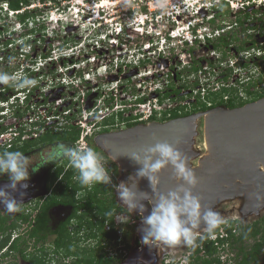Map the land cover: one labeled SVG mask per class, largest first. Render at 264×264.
Masks as SVG:
<instances>
[{
  "label": "built area",
  "instance_id": "obj_1",
  "mask_svg": "<svg viewBox=\"0 0 264 264\" xmlns=\"http://www.w3.org/2000/svg\"><path fill=\"white\" fill-rule=\"evenodd\" d=\"M77 1H64L62 7L60 6L61 4L53 6L52 1H37L30 6H24L19 11H12L7 4L4 7L3 12L8 13V18H6V25L0 22V32H2L0 34V43L2 41L5 44H0V47H3L5 50L14 49L19 51L20 54L17 55L15 64H9L10 67L19 66V70H15L14 72L21 71L38 81L36 86L39 87V90L35 91V103L31 104L32 110L37 107L40 110L43 109V118L47 122L52 121L55 116H51L48 110H50V107L53 108V104L57 105L59 100H56L55 103L49 102V99L53 97H49L45 93L52 90L45 91V86L51 84L54 89L69 86L75 89L74 91H77V95H74L70 99L71 102L68 105L62 104L63 100L60 98L62 102L61 108L74 105L73 110H68L66 113L74 110L78 112L76 125H79L82 131L80 139L77 141L79 145L77 148H87L89 145L88 138L95 133L97 128H101L97 127V124L107 116L123 113L126 118H133L131 120L132 123L150 122L154 116L162 118L166 112L172 111L180 105H187V103L183 102L184 99L182 100V98L179 99L173 95L166 98L164 95L168 92L172 94L170 87L172 86L173 78L177 80V73H181L180 67H182V64L180 62L183 61V65L190 64V54H177L174 52L186 45L188 46V44L194 45L198 38H205V29L200 28L197 32L195 31L197 29V21L185 22L180 19L184 18L181 12L177 14L178 11L165 12L160 7L158 9L153 8L154 4H161L164 0H159L158 2L146 0L145 6L148 8V12L128 19L127 23L117 22V18L110 14L103 17L101 10H104V8L100 9L98 5L93 7L91 4H85L84 0H80V3H76ZM126 1L128 3L136 1L144 3V0ZM173 1L174 3L184 2L191 5L193 2V0H186V2L180 0ZM200 1L202 0H197V2ZM226 1L231 4V9L235 12L238 7L234 1ZM89 5L92 6L90 9L93 10L94 14L90 18H85L84 16L87 14V11L90 10ZM204 5L200 6L194 15L200 13L202 9L208 8V4ZM48 7L55 8V10L51 11L50 16L46 19L43 15L45 13L43 10ZM68 7L70 11L69 19L71 21H67L68 19L64 17L62 18L63 15L59 12V10L63 12ZM27 9L42 11L41 16L37 19L38 23L33 24V22H30L28 28L16 19L17 15L24 13ZM156 12H161V14L154 17L153 15ZM61 19L66 24L73 23L72 27L74 29L80 28L79 32L71 34L67 29H58ZM93 19L103 20V22L99 21V23L95 24ZM46 21L50 22L51 28H45L44 24ZM172 26L175 27L172 28ZM76 33L78 40H75L77 42L71 46L68 41L72 40L69 37ZM252 51L255 52L256 50ZM176 55H180V60L176 62L177 66L172 71H166L168 72L166 76L170 77L171 81L165 80L168 83L167 87H165L159 83L160 78L157 75L159 71L155 68L158 66H168L171 68L173 65L170 66V64L174 62L172 58ZM224 68V66L210 67L206 64V66L200 67L198 72H194L193 77L196 80L193 83L188 75L185 78L186 81L190 80L193 85L192 87L180 88L183 84L177 81L175 86L180 88L183 95H192L193 99L200 96L204 100L207 98L209 91L216 92L223 87H236V79L239 78L235 73V71L237 72V67H230L234 69V72L227 83L219 81L217 77L222 75V73H228V70L225 71ZM131 69L137 72L135 79L139 80L137 87L132 89L133 91L129 89L128 85L122 86L124 85V73H127ZM203 74H208V76H205L203 80H199L198 76L201 77ZM110 77L114 78V82L108 84L116 86H112L107 90H104L106 86H103L100 91L98 88L97 97L92 98L94 102L92 107L89 108L91 104L88 98L93 96L96 89L91 88L87 92H84L85 84L90 85L95 81L109 80ZM231 78L233 81H231ZM210 83L216 84L213 89H210ZM27 96L28 93L23 95L22 99L27 100ZM14 98L16 96L12 97L13 100ZM228 99L229 96L224 97V100ZM46 100L47 103L42 106L44 108L37 105L38 102H45ZM102 104H108V107L100 109ZM211 105L212 103L208 102V106ZM59 106L60 104L54 105V109H59ZM93 116H97L96 121L93 119ZM26 118L28 119L26 120ZM26 118L24 120L29 123L35 120L31 114H28ZM128 124V121H123L117 123L116 127H127ZM105 167H107L106 162ZM230 225L227 221L225 225L217 230L215 239L206 238L213 242L220 251L221 249L228 250L229 244L222 246L220 241L229 237L227 228ZM124 253L125 255L127 254L126 251ZM223 260H226V258Z\"/></svg>",
  "mask_w": 264,
  "mask_h": 264
},
{
  "label": "clouds",
  "instance_id": "obj_2",
  "mask_svg": "<svg viewBox=\"0 0 264 264\" xmlns=\"http://www.w3.org/2000/svg\"><path fill=\"white\" fill-rule=\"evenodd\" d=\"M33 1L48 2L52 0ZM6 4L10 7L9 3L0 0V22L2 21V17L8 18V13L3 12ZM25 6L30 5L27 4ZM157 6L166 10V5L163 3L158 4ZM10 9L12 11L21 10H13L11 7ZM104 10H101V15L103 17L105 16ZM27 12L34 14V16H32V18H28L25 21H21L19 16L24 15ZM41 14L42 13L39 11L36 13L35 10H26L24 13L17 15L16 19L23 23L26 28H28L30 22H33V24L38 23L37 19L38 16H41ZM93 14V10L90 9L87 11V14L84 17L90 18L93 16ZM93 20L95 24L99 23V21L103 22V20ZM63 22L64 21L61 19L60 23L62 24ZM66 25L68 28H71L73 23H68ZM1 33L2 32H0V34ZM15 60V57H10L8 62L10 65H13L15 64ZM37 83L38 81L36 79L25 75L21 71L14 72L11 70L7 72L0 70V92L2 90L4 92V87L6 86L16 88V91L12 93L11 96L7 95L10 96L7 101L0 99V105L2 104L0 106V113H3L1 114L2 116L0 117V120L10 117L12 109L14 107L18 109L22 104H25V107H28V113L33 117V115L36 113L31 109L30 101L35 95L31 97V100L28 104L27 100H22L21 97L27 93L30 95L29 90L36 88L35 91H38L39 87L36 86ZM35 91L34 94L36 93ZM14 96H16V98L13 100L12 97ZM56 100L51 101L55 103ZM46 103L47 100L45 102H38L37 105L41 108H44L42 106ZM54 105L55 104H53V108L50 107V110H48L51 116H55L52 121L47 122V120L44 119V121L39 123L43 116L41 113H38L39 111H37L38 120H34L33 122L29 123L32 125L31 127H34L37 131H40L42 127L51 126L53 123H56V126L58 127L62 125L60 122L66 121L68 129H70V127H75L82 131L81 127L76 125L78 112L71 111L70 113H66L68 110H73V104L62 108L61 111L59 109H54ZM91 107L92 105L89 106V108ZM37 109H39V107H37ZM119 114L107 116L102 121H100L97 124L99 127H101L100 131L102 132L103 122L106 119L115 115L116 120H118ZM96 118L97 116L93 117L95 121ZM125 120H122L121 122ZM151 122L153 121L137 123L148 124ZM36 123L38 124L36 125ZM114 127H116V125H114ZM110 131H112V129ZM9 134V127L3 133H0V147H7L10 140V137L8 136ZM94 134L88 138L89 148H77V141L75 142V147L63 143L57 144L52 147L44 157H42L41 163L39 164H34L32 162V158L26 156L21 151L0 152V176L6 175L9 180V183L4 186H0V204L3 205L4 211L7 213H15L20 211L21 205L23 204L12 194L18 193L19 196L23 198L26 195L25 190L29 188L28 181L30 180V170L31 172H37L42 166L48 163H56L61 160H67L69 165L78 174L76 178L82 186L91 187L95 184L113 185L112 177L109 175L108 169L105 167L104 157L97 153V151L91 146L90 142ZM154 139L156 138L154 137ZM121 156H126L136 165L141 166L136 171L135 176H129L127 182H121L120 184L113 186L115 187L114 195L116 196L118 204L127 210V212H123V214L132 216L131 214L137 211L141 214L142 223L144 225L142 228V239L144 244L148 245L149 247L166 246L168 248H175L177 245L183 244L186 247L194 249L198 246V241H209L207 240L208 238L215 239L217 230L225 225L227 221L221 216L219 212L214 209V207H205L201 201V198L194 194V190L198 188L199 180L196 172L189 166L190 157L186 153L182 152L177 146H174L173 144L161 142L156 139V142L153 146L141 149L140 151H133L123 154ZM111 160L115 162L113 159ZM169 167H171L173 170L175 180L180 181L181 183L175 190H169L168 192L164 193L161 192L159 188L161 182L160 177L162 173ZM143 178H147L149 181L151 194L138 190V181L139 179ZM254 196L257 201H264V196L260 195L259 193L254 194ZM143 201H147L148 204L151 205V212L147 216L143 215L147 211ZM138 228L139 227H137V230ZM107 230H110V225H107ZM30 231L31 230H29V227H22L21 229L18 227L15 231H11L10 236L7 234L0 237V247L4 240H6L8 237L10 238L9 242L4 247L0 248V259L2 258L3 262L8 256L12 257L11 255L14 251L12 250L11 246L15 243V241L23 237L29 238L27 233ZM32 240L30 241L35 244V241ZM137 240V247L138 249H141L139 237ZM27 245L29 246L28 242ZM28 249L29 247L27 248V251ZM99 249L103 251V253L106 252L110 257L120 258L121 261L119 263L124 262L130 256L128 255V250L130 248L126 243V238L120 233L118 240L113 241L110 246L106 245L105 243L103 245V250L100 247ZM124 251H126V255ZM7 254L8 256H6ZM229 257H226V260ZM75 259H77V257ZM73 260L70 259V261L67 262H71ZM46 261V264H51L48 259H46ZM7 263L10 264V262ZM27 264H30V262Z\"/></svg>",
  "mask_w": 264,
  "mask_h": 264
},
{
  "label": "flooded vegetation",
  "instance_id": "obj_3",
  "mask_svg": "<svg viewBox=\"0 0 264 264\" xmlns=\"http://www.w3.org/2000/svg\"><path fill=\"white\" fill-rule=\"evenodd\" d=\"M233 1L235 3V0ZM255 1L239 0L237 1V7L239 9L233 12L229 2L226 0H218L214 1V5L212 7L202 9L197 15H186L183 19L180 18L185 22L193 20L197 21V29H195L196 32L200 28L205 29V38H198L194 45L191 46L188 44V46L186 45L180 50L174 52L177 54H190V64L183 65V61H181L180 64L185 67L188 66L187 68L189 69L193 66L202 67L205 64H208L210 67L226 66L229 67V69H232L230 68L231 66H251V50L263 49L264 52V41H259L262 37L264 39V5H262V7H257L253 5ZM142 4L143 3L140 1L136 3H128L129 8H124L125 13L121 11L122 15H118L117 17L115 16V18H119L117 19L118 21H116L127 23L128 19L135 18L139 15V13L148 12V8ZM159 14H161V12H156L153 16L155 17ZM174 27L172 26V28ZM207 50L210 51L212 57H207L205 55ZM175 58L180 60V55L173 56L172 59L174 60ZM176 62L177 61H174L173 64H170V66L173 65L171 67L172 70L175 67L174 64H176ZM227 76V80H224ZM230 76L231 75L229 73L225 72L219 77V81L227 83ZM183 77L184 76H182V79L175 80V82L177 81L178 83H181V81L185 80ZM189 83L192 85L190 81H188V84ZM180 88H182V86H180ZM180 88H171L170 90L173 96H177L176 98L179 99L184 97L185 99L183 102L190 105L188 108L181 110V113H183L192 109L191 104L195 103L197 98L193 99L192 95L189 94H176V90H180ZM257 90L260 93L264 92V88H257ZM247 95L249 96V94ZM237 96L238 94H236V97ZM230 98L231 97L229 96V99ZM246 103H251V95L250 98L247 99ZM16 110L17 109L15 107L12 109L10 117L13 116V118H18ZM163 118L164 117L158 121L165 122L163 121ZM22 119L23 118H18L20 122L9 127L10 134L8 136L10 137V140L7 145V149L9 151L23 150V153L26 156H32L35 154H40V156H42L44 151L51 149L57 144L63 143L75 147V142L65 138L67 137L66 133L70 132L71 129H68L67 127L58 128L56 125H51L42 127L40 131H37L34 127H31L32 125H30L29 122L24 119L22 121ZM52 134L55 137L60 138L54 141H48V136H51ZM97 153H99L98 148ZM103 157L106 162V168L108 169L109 175L112 177L114 172L112 171L111 163L114 162L107 155H103ZM41 160L42 158L35 164L41 163ZM114 164L117 165L116 163ZM77 175L78 174L69 165L67 160H61L56 163H48L42 166L37 172H31L30 170V180L28 181L29 188L25 190L26 195L21 198L18 193L12 194L23 205H21L22 207L18 216L13 218L8 217V225L10 226L13 225L14 222H19L20 224L18 223V227H21L22 225V227H29V230H32L31 228H35L38 225L37 216L40 215L42 211H47V216L49 218L48 226L53 229V231L61 229L62 226H67L74 230L75 227L79 226L80 222L77 217L85 215L86 211L81 208V205L84 204L83 201H85L88 193L87 191H91L95 186H82L76 178ZM118 179L119 175L117 176V182ZM7 183H9L7 176H0V186H4ZM27 211L31 212L30 214H27L31 215L30 221L21 223L22 221L20 217L23 214L26 215ZM1 217L3 216L0 215V218ZM98 219L99 217L94 219L95 223L99 222ZM80 234L83 236V233ZM54 236L56 237V234L49 237ZM28 243L30 247L32 242L29 240ZM34 246H36V244H34ZM13 256L15 261H11L10 264H27L31 259L30 255L23 258L20 255V252L17 251L13 252Z\"/></svg>",
  "mask_w": 264,
  "mask_h": 264
},
{
  "label": "rangeland",
  "instance_id": "obj_4",
  "mask_svg": "<svg viewBox=\"0 0 264 264\" xmlns=\"http://www.w3.org/2000/svg\"><path fill=\"white\" fill-rule=\"evenodd\" d=\"M64 1H70V0H60V1L53 2V6L61 4L60 6L62 7V3ZM79 1L80 0H78L76 3H80ZM102 1L103 0H84V3L85 4H91L94 7L95 5L99 6L100 4H102ZM111 1L114 2L113 6L104 7V9H105L104 10L105 11L104 14L105 15L106 14H110L111 16H114V17L116 16L117 17L118 15H122V12L125 13L124 8H129L128 2L126 0H111ZM154 1L158 2L159 0H154ZM160 1H162V0H160ZM180 1H185L186 2V0H180ZM214 1H216V0H202L200 2H197V0H193L192 5H191V4H187V3H184V2H182V3H174L173 0H171V1L170 0H165L166 10L164 9L163 11H173L174 10V11H178L177 14L181 12V14L183 16L193 15V14H196V12L199 9V7L204 5V4H208V6H207L208 8L212 7L214 5ZM237 1H239V0H235V5L236 6H237ZM254 1L255 0H253V2ZM136 2H138V1H136ZM34 3H36V2L32 1V2H30L29 5L34 4ZM144 3L142 5H146V0H144ZM157 4H159V3H157ZM91 5H90V8L92 7ZM253 5H255L257 7H262V5H264V0H256ZM23 6H25V5H23ZM76 6H78V4H76ZM69 7L67 9H64L65 12H64V10H63V12H61L59 10V12L63 15L62 18L64 17V18L68 19L67 21H71L69 19V16H70ZM73 7H74V5H73ZM153 8H154V6H153ZM30 9H27V10L28 11H33V10H30ZM154 9H158V7L157 8L155 7ZM237 9H239V8H237ZM53 10H55V8H50V7L46 8L45 10H43L45 12L43 14L44 17H46V19H48V16H50V12L53 11ZM95 10H96V8H95ZM38 11L39 10H35L36 13ZM40 13H42V11ZM139 14H141V13H139ZM38 18H39V16H38ZM117 19H119V18H117ZM1 23L6 25L7 20H6L5 17H2ZM49 23L50 22L46 21L45 28H51V25ZM58 29H63V30L67 29L68 32L71 33V34L75 33V32H79V30H80V28H77V29L75 28L74 29L73 27H71V28L66 27V22L65 21L62 24L60 23V26L58 27ZM77 37H78L77 33L73 34V35H71L69 37V39L72 40V41H68V42H70L71 46L75 45V43L77 42L75 40H78ZM259 41H264L263 37L260 38ZM0 44L2 45L4 43L1 41ZM1 49H3V50L1 51ZM0 51H1L0 52V59H1L0 60V70H2V71H7V69H8V71L19 70V66L10 67L8 61H9L10 57H15L16 58L17 55L20 54V52L14 50V49L13 50H11V49L5 50L3 47H0ZM205 55L207 57H212L211 56L212 54L210 53L209 50L206 51ZM173 61H177L178 62V58H175ZM174 66H177V65L174 64ZM203 66H206V64L203 65ZM178 67H179V63H178ZM187 67H183V66L180 67L181 74H182V76H184V78H187V75H188L190 77V80L193 83L194 80H196V78L193 77L194 71L193 72L191 70L189 71V68H187ZM244 67L243 66L242 67H237V69H236L237 72L235 71V73L237 74V76L239 78L236 79L237 83H236V87H234L233 95L238 94L237 98L241 99V101L246 102L247 99L250 98V96H248L246 94V90L247 89H250L249 91L253 92V91H256L257 88H260V89L264 88V52H263V49H260V50L256 49L255 52L251 50V66L246 67V68H244ZM155 69L157 71H159L158 74H157V75H159L158 78H160L159 83L163 84V86L167 87L168 83H166L165 80H169V81H171V80H170V77L168 78L166 76V74L168 73L166 71H168V70L172 71V68H169L168 66H164V67L163 66H158ZM224 69H225V71H227L229 68L225 66ZM100 70L102 71V69H100ZM218 72H219V70H218ZM136 74H137V72L135 70H132V69L128 70L127 73H124V75H123V77H124V81H123L124 85H122V86L124 87L125 85H128L130 90L134 89V87H137V84H138L139 80L135 79V75ZM205 76H208V74L207 75L203 74V75H201V77L198 76V78H199V80L200 79L203 80L205 78ZM220 76H222V75H219L217 77L219 78ZM113 79H114L113 77H110L109 80L104 79V81H101V82L100 81H95L93 84H90V85L89 84H85L84 92H87V90H90L91 88H95L96 89L95 93H93V96L88 98V100L90 101L89 103L91 105H93V102H94L92 100V98L93 97L94 98L97 97L98 88H99V91H100L103 88V86H106V89H104V90H107V89H109L112 86L113 87L116 86V85L108 84V83L114 82ZM260 79H262V83L258 87H256V88L255 87H252V88L250 87V85H249L250 82L255 84ZM231 81H233L232 78H231ZM214 85H216V84H211L210 83V86H211L210 89H213ZM52 86L53 85H51V84L45 86V91L46 90H52V91H47L45 94L47 96H49V97H53V98L49 99V102L52 99L59 100V102H58V104H60L59 110L61 111V109H62L61 105L62 104H67L68 105L71 102L70 99L74 95L75 96L77 95V91H74L75 89H72V87H70V86L66 87V88H64V87L59 88L58 87L57 89L56 88L55 89L52 88ZM0 87H1V85H0ZM125 90H127V89H125ZM15 91H16V89L14 90V92ZM53 92H54V94H53ZM74 92H76V94H74ZM8 95L11 96L12 93H8ZM224 96H231V94L224 95ZM246 96H248V97H246ZM60 98L63 100V103L61 102ZM65 99H66V103H65ZM34 103H35V98L32 97V100L30 101V105L34 104ZM86 103H87V100H86ZM105 103H107V102H105ZM57 105L55 104V106H57ZM33 106H35V105H33ZM21 107H25V104H22L20 106V108ZM106 107H108V104H106V105L102 104L100 109H103V108L105 109ZM42 110L43 109L40 110V109H37V108L33 109V111L36 113V114L33 115V118L35 119V121L38 120L37 111H39L38 113L42 114ZM1 114H3V113H0V117L2 116ZM25 118L26 117H24L23 119H25ZM23 119H22V121H23ZM27 119L28 118H26V120ZM41 119L42 120L39 123L44 121L43 117ZM18 122H20V120H18V118H16V117L13 118V116L12 117H8L6 119L0 120V133H3V128H2L3 125L5 127H10L13 124H16ZM60 123L62 125L58 126V128L67 127L66 121L60 122ZM116 123H121V120H119V119L116 120ZM195 124H196V132L197 133L193 136L192 143H190L188 145L183 144V146L185 145L189 149V151L191 153L192 158L190 159V167L192 169L199 166L200 159L202 157H204V155L208 151L206 149V147H205L206 141H205V119H204V117H200L195 122ZM53 125H56V123H53ZM97 127H98V125H97ZM127 127H120V128L114 127V128H112V131H110V132H118V131H121V130H126V129H128ZM99 132H100V129L97 128L95 130V134H94L93 138L91 139V141L93 142L94 147L99 149V154L100 155H102V156L103 155H108L106 150H104L103 147L100 146V143L97 140V137L101 134ZM48 137H50V138L47 139L48 141L49 140L54 141V140L60 138V137H55L53 134L51 136H48ZM7 147H4L2 149L4 151H9L7 149ZM87 148H89V145L87 146ZM49 150L44 151L42 156H45ZM42 156H40V154H35V155L29 156V157L32 158V162L35 164L42 158ZM117 164L119 165L118 184H120L121 182H127L130 175L135 176V174L132 171H129V170L126 171L123 168L122 165H120L119 163H117ZM161 176H165L166 178H169V179H170V176H171V178H174L173 170L171 169V167L166 169L162 173ZM138 190H141V192H148L149 194H151V188L149 186V181L147 180V178L139 179V181H138ZM250 196H251V194L249 192L244 191V189H242L241 186H238V187H235L234 189L230 190L226 195L222 196L216 202V204H214L212 207H214V209L217 212H219L221 214V216L225 218L226 221L238 220V221H240V222H242L244 224H250L251 222L261 218L264 215V206L257 207L253 211H251V209L248 208V204H249V201H250ZM27 208H28V206H27ZM19 212L20 211L15 212V213H7L6 211H4L3 205L0 204V215L1 216L12 217L13 218V217L18 216ZM30 213H31L30 211H27L26 215L30 214ZM131 215L132 216H130L128 214L121 213L116 218V228L118 229L119 233L122 234L126 238V243H127V245H129V248H130L128 250V255H132L138 250V247H137V245H138V240H137L138 239V236H137L138 235V230H137V227H140L141 224H142V217H141V215L139 213L134 212ZM19 228L21 229L22 225ZM54 239H55V236L54 237H49L48 238L49 241L47 240L48 242L45 243V247L46 248L47 247H52ZM32 241H34V240H32ZM88 243L89 244H87L84 240L81 239V241L79 240L77 242V245L74 243L73 246H74L75 249L78 248V250H80V252H84L85 250L87 251V250L95 249V248H97V250L99 249V243H98V241L96 239L95 240H91ZM198 246H199V241H198ZM40 248H41V244H37V246H34V244L32 242V244L30 245L27 253H28V255H30L32 257H35V256L39 257V255H40V256H42L45 259V261H46V259H48L51 264L63 263L64 260H61V258H63V255H64L63 253H60V254L58 253L57 255L53 256L54 252L50 253V251L52 249L48 250V253H47V252H45V250H41ZM196 248L192 249V248L184 246L183 244L177 245L175 248H168L166 246L153 247L151 249V251H150L151 264H168V262H169V264H173V263L191 264V257H192V255H194V253H196ZM237 252H238V249H236V251H231L230 249H228V250L221 249L219 255H221V257H223V259H225L226 257H229V256L230 257L231 256L235 257V254ZM96 253H97L96 250H94L91 254H96ZM83 254L87 255L88 253L85 252ZM11 256H13V254ZM74 260H76V259H74ZM11 261H15L14 260V256L13 257H9L8 256L4 260V262H3L2 258L0 259V263L1 264H6L7 262H11ZM67 261H70V259H67ZM140 263L143 264V262H140ZM119 264H121V263H119Z\"/></svg>",
  "mask_w": 264,
  "mask_h": 264
},
{
  "label": "water",
  "instance_id": "obj_5",
  "mask_svg": "<svg viewBox=\"0 0 264 264\" xmlns=\"http://www.w3.org/2000/svg\"><path fill=\"white\" fill-rule=\"evenodd\" d=\"M200 117L205 119V141L209 150L200 159L199 166L193 168L199 180L194 194L208 207L241 186L251 194L248 204L251 211L264 206V201H257L254 196L256 193L264 196V97L242 107L231 109L220 105L165 122L153 121L118 132L101 133L97 140L114 161L135 174L141 166L121 155L153 146L156 139L177 146L191 159L185 145L192 143L197 133L195 122ZM160 181L159 188L164 193L175 190L181 183L171 176L170 179L161 176ZM143 203L147 209L143 215L147 216L151 205L147 201ZM143 227L142 223L138 228L141 249L121 264H151L153 247L143 243Z\"/></svg>",
  "mask_w": 264,
  "mask_h": 264
},
{
  "label": "trees",
  "instance_id": "obj_6",
  "mask_svg": "<svg viewBox=\"0 0 264 264\" xmlns=\"http://www.w3.org/2000/svg\"><path fill=\"white\" fill-rule=\"evenodd\" d=\"M9 3L10 7L13 10H19L23 7V5L30 4L32 0H3ZM44 1V0H43ZM34 14L29 12L25 13L24 15L19 16L21 21H25L28 18H32ZM246 68V67H244ZM200 67L193 66L189 69L192 72H198ZM8 72V69H7ZM234 69H228V73L232 75ZM177 79H182V74L177 73ZM228 76L225 77L224 80H227ZM175 79L172 80V86L170 88H177L175 85ZM182 88H190L193 85H189L188 81L186 80L181 81ZM262 83V79H260L257 83H251L250 87H258ZM199 84V83H197ZM249 87V88H250ZM38 88V87H37ZM16 88L11 86L4 87L3 90L0 92V99L3 101H7L10 96H7L8 93H13ZM36 89V88H35ZM30 91V95L27 96V104L31 100V97L34 95V91ZM234 87H223L219 91L208 92V96L206 99H201L200 96H197V101L192 105V109L187 112L181 113V110L188 108L190 105H180L177 108L173 109L172 111L166 112L163 118V121H169L171 119H175L182 116H187L190 114H194L201 111H206L209 108H214L220 105H225L228 108H237L242 107L247 104L241 99H238L236 95H233ZM250 89L246 90V93L251 95V102H255L264 97V92L260 93L258 90L250 92ZM168 92V91H167ZM181 93V90H176V94ZM231 94V98L227 101L224 100V95ZM171 93H167L164 97L171 96ZM185 99L184 97L182 100ZM208 102H211L212 105L208 106ZM26 109V110H24ZM17 117L19 119L24 118L25 115L28 114L29 109L28 107L25 108H18L17 110ZM170 114V116H168ZM71 118V117H70ZM119 120L128 121V127H133L138 125V123H132L131 120L133 118H126L123 113L118 115ZM72 119V118H71ZM161 118L154 116L151 121H158ZM38 123H36L37 125ZM116 116L109 117L103 122L102 133L110 132V130L116 125ZM43 125V124H42ZM3 132L8 128L3 125ZM70 132L66 133V139H70L72 142L78 141L80 138L81 131L79 128L70 127ZM50 138V137H49ZM92 142V141H91ZM90 142V143H91ZM93 146V142H92ZM93 149L97 151V148L93 146ZM4 150L0 147V152ZM21 152H24L21 150ZM112 164V171L114 175L112 176L113 185H118L117 176L119 175V170L117 165L114 163ZM113 185H104V184H95L91 191H87V195L85 198L84 204L81 205V208L85 209V215L77 217L79 219V226L75 227L74 230L71 231L70 227L62 226L61 229H57L53 231L48 224L49 218L47 216V211H42L40 215L37 216V223L38 225L33 228L27 236L29 238H19L15 243L11 246L12 250L20 252V255L23 258L27 257V242L29 240H34L35 244H41V250H45L48 253V250L54 252L53 256L57 255L58 253H63L64 260L63 263L60 264H117L121 261L120 258L117 257H110L106 252L103 253L100 249H90L85 250L84 252H80V250L74 248V243L77 245V242L81 239L89 244L88 242L91 240H97L99 243V247L103 250V245H111L113 241L118 240L119 233L116 228V216L119 213L127 212L125 208L118 204L116 196L114 195L115 187ZM96 212V213H95ZM31 215H21V223L30 221ZM99 217L97 223H95L94 219ZM8 217H1L0 218V237L9 234L11 235V231H14L18 228V223L14 222L13 225H8ZM18 221V220H16ZM231 225L227 228L229 233V237L225 240H221V245L225 246L229 244V248L231 251L238 252L235 254V257H229L227 260H223L220 254V250L218 247L214 245L213 242L210 241H199V246L196 248V253L191 257V264H264V215L251 222L250 224H244L238 220H229L228 221ZM20 224V223H19ZM107 225H110V230H107ZM80 233H83L81 236ZM56 234V237L53 241L52 247H45V243L47 242L49 236ZM78 235V236H77ZM10 238L8 237L4 240L1 247H4ZM252 242V243H251ZM73 243V244H72ZM250 244V245H249ZM0 247V248H1ZM105 248V247H104ZM94 250H96V254H91ZM90 251V252H89ZM87 252V255L83 253ZM231 253V252H230ZM8 256V254L6 255ZM76 260L75 259L76 257ZM52 257V256H51ZM71 259L73 261L67 262V259ZM47 261L39 255V257H31L30 264H46ZM173 264H180V263H173Z\"/></svg>",
  "mask_w": 264,
  "mask_h": 264
},
{
  "label": "bare ground",
  "instance_id": "obj_7",
  "mask_svg": "<svg viewBox=\"0 0 264 264\" xmlns=\"http://www.w3.org/2000/svg\"><path fill=\"white\" fill-rule=\"evenodd\" d=\"M117 2V1H116ZM167 2V1H166ZM113 3L114 2H112L111 0H103L102 1V4H100L98 7L101 9V8H104V7H107V6H113ZM161 3H163V4H165V0L163 1V2H161ZM154 6V8L156 7H158L156 4H154L153 5ZM89 7V9H90V5L88 6ZM159 8V7H158ZM205 147H206V149L207 150H209L208 149V144H207V142H206V144H205Z\"/></svg>",
  "mask_w": 264,
  "mask_h": 264
}]
</instances>
